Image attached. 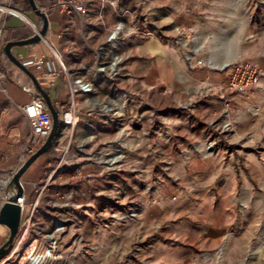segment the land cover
<instances>
[{
	"label": "crops",
	"instance_id": "0c3cea01",
	"mask_svg": "<svg viewBox=\"0 0 264 264\" xmlns=\"http://www.w3.org/2000/svg\"><path fill=\"white\" fill-rule=\"evenodd\" d=\"M35 1L48 17L46 37L61 51L70 72L92 69L96 65V51L104 45L109 34L106 28L115 29L120 20H123L126 27L120 46L124 60L116 83L110 85L109 94L104 97L99 95L102 81H98L94 95L78 98L81 111L78 133L82 140H79L77 150L79 155L88 159L92 154L100 155L110 146L124 141V157L115 170L104 174H101L99 164L91 162L89 170L94 172V180L89 183L80 182L75 199L83 205L78 215L79 230L87 249L83 257H91L94 263L98 258L108 264H133V258L128 257L127 253L117 254L118 249L126 252L131 249L133 239L130 237L129 242H123L119 248L113 241L107 251L101 253V237L114 235L113 229L117 224L114 228L112 225L101 227L98 219L111 218L120 210L132 209L129 202H144L147 204L142 207L141 225H151L148 215L152 209L158 213V225L172 218L174 237L182 238L181 205L174 204L170 213L165 207V203L170 201L168 196L151 194L150 186L163 183L167 165H172L174 170L169 176L175 184L182 187L183 178H193L191 169L200 153L197 142L194 141L198 137V121L193 119V131L183 132V102L180 98L166 96V90L181 89L173 84L170 75L177 77L179 84L182 83L184 59L187 58L186 52L182 51L183 42L167 39L169 36L165 37L166 35L162 38L143 35L149 31L147 15L150 0ZM4 2L5 0H0V4ZM60 2L71 3L74 7L71 11H66L59 6ZM13 4L21 15L0 12V24L5 31L4 46L9 41L25 40L33 36L30 22L39 27L42 25V19L31 8L28 0H15ZM188 27V30L186 26L183 29L188 33L193 31L192 24ZM185 44L190 45V42L185 41ZM12 53L23 59H52L48 48L41 42L15 46ZM3 54L4 47L0 53V207L4 202L1 181L20 166L22 153L29 142V121L21 107L29 102L30 97L22 90V85L33 83L27 74L7 56L3 57ZM192 66L188 69L192 86L223 79L222 75L215 73L216 67L197 63ZM31 71L38 75L33 69ZM48 92L53 103H56L55 95L62 100L68 99V84L63 74L59 76L54 91ZM137 92H142L141 96H135ZM121 94H128L129 98L121 100L116 96ZM107 104H122L125 115L117 117L105 113L103 107ZM208 104L209 100L193 103V113L198 112V106ZM123 126L124 136L120 133ZM23 135L26 136V142H22ZM48 156L46 153L37 159L21 178L29 200L34 198L33 184L44 177L46 172L42 169L45 170L51 163ZM36 171L38 176H35ZM64 178L69 181L70 174H66ZM139 185L141 193H134V186ZM190 196L193 198V194ZM150 202L157 205H150ZM44 204L50 205L48 202ZM123 224L132 226L130 221ZM6 231L7 228L0 224V234ZM93 247H96L95 250H91Z\"/></svg>",
	"mask_w": 264,
	"mask_h": 264
},
{
	"label": "rangeland",
	"instance_id": "374dc122",
	"mask_svg": "<svg viewBox=\"0 0 264 264\" xmlns=\"http://www.w3.org/2000/svg\"><path fill=\"white\" fill-rule=\"evenodd\" d=\"M147 17L149 31L155 32L156 38L166 35L183 42L187 58L182 83L170 75L181 89L166 90V96L183 102V132L193 131V119L198 121L194 141L200 153L191 169L193 178H183L182 187L169 176L172 165H167L163 183L150 186L151 194L168 196L165 207L170 213L174 204L181 205V239L174 237L172 218L158 225L155 210L150 209L148 215L151 225H141L142 207L147 203L134 201L129 202L132 209L98 219L101 227L117 224L112 238L101 237L100 251L105 253L113 241L119 248L130 237L131 249H118L117 254L127 253L133 264H264V0H150ZM191 24L193 41L183 29L186 26L188 30ZM236 60L261 68L260 85L249 94L223 89L226 78L221 68ZM196 63L216 67L215 73L223 79L190 85L188 69ZM116 79L102 80L99 95L107 96ZM201 100L210 104L198 106V112L193 113V103ZM26 140L23 135L22 142ZM79 140L82 137L72 141L71 152H77ZM48 155L51 163L42 169L45 172L56 167L62 150L52 149ZM35 173L38 176V171ZM65 174H55L57 188L66 181ZM134 193H141L140 185L134 186ZM126 221L132 226L123 224ZM6 233L8 230L0 234V245ZM75 264L108 263L98 258L94 263L91 257L81 256Z\"/></svg>",
	"mask_w": 264,
	"mask_h": 264
},
{
	"label": "built area",
	"instance_id": "2783aa9c",
	"mask_svg": "<svg viewBox=\"0 0 264 264\" xmlns=\"http://www.w3.org/2000/svg\"><path fill=\"white\" fill-rule=\"evenodd\" d=\"M14 1L5 0L1 3L0 12L7 15H21L14 7ZM59 6L66 11H71L74 7L67 2H60ZM120 24L123 25V29H120ZM30 26L34 34L39 33L41 27L32 22ZM106 30L109 34L104 45L96 51L97 62L92 69L70 72L61 51L46 36L41 37L40 42L48 48L52 59L18 57L23 65L38 74L35 76L47 92L54 91L59 76L63 74L69 94L67 100L55 95L56 103H53L51 98L60 119L59 132L52 149L57 152L62 150V157L53 170L46 172L40 181L33 184V199H28L23 185L24 192L16 202L21 207L19 230L13 243L0 257V264H75V261L87 252L78 223V215L83 205L75 199L79 192V183H89L94 180V172L89 170L91 162L101 166V174L115 170L124 157L125 148L124 141H120L118 145L110 146L100 155L92 154L88 159H84L78 151L71 152L72 141L75 137H79L78 129L81 123L79 96L91 97L95 94L98 81L116 79L124 60L120 53L121 38L126 33L123 20L119 21L115 29L106 28ZM191 32L193 31L190 30L187 34V39L193 41ZM143 35L156 38L155 32L147 31ZM4 39V26L0 24V53L3 51ZM3 57L6 55L3 54ZM221 71L225 74L223 89L227 92L249 94L260 85L262 78L261 68L249 61L236 60L221 68ZM22 90L30 97L29 102L21 107L29 121L30 137L22 153L20 166L44 144L53 127L51 112L34 84L22 85ZM116 96L121 100L129 98L128 94ZM223 98L226 107H229L224 94ZM103 108L114 116L125 115L122 104H107ZM120 133L124 136V126L120 129ZM18 168L1 181L4 201L5 190ZM61 171L70 174V180L62 182V187L57 188L54 176ZM47 202L50 205L44 204ZM7 230L4 242L10 234L8 228Z\"/></svg>",
	"mask_w": 264,
	"mask_h": 264
},
{
	"label": "water",
	"instance_id": "95a60500",
	"mask_svg": "<svg viewBox=\"0 0 264 264\" xmlns=\"http://www.w3.org/2000/svg\"><path fill=\"white\" fill-rule=\"evenodd\" d=\"M28 1L34 12L42 19V25L39 33H36L25 40L7 42L4 46V52L13 64H15L20 70L30 77L36 89L43 96L52 115L53 127L44 144L18 168L5 190L6 198L0 207V224L8 228L10 234L7 241L0 245V257L13 243L14 238L16 237L19 230L21 221V207L16 202L24 192L21 178L30 168V166L36 162L37 159L52 150L54 141L60 128L59 114L52 103L49 93L39 84L35 74L25 65H23V63L19 61V59L12 53V48L15 46H27L39 43L41 41V37L46 36L48 31L49 21L45 11L38 6L35 0Z\"/></svg>",
	"mask_w": 264,
	"mask_h": 264
},
{
	"label": "bare ground",
	"instance_id": "6f19581e",
	"mask_svg": "<svg viewBox=\"0 0 264 264\" xmlns=\"http://www.w3.org/2000/svg\"><path fill=\"white\" fill-rule=\"evenodd\" d=\"M119 27H120V29H123V25L122 24H120Z\"/></svg>",
	"mask_w": 264,
	"mask_h": 264
}]
</instances>
